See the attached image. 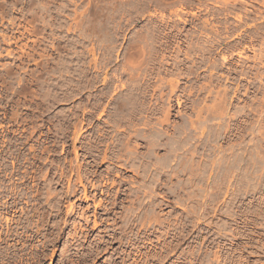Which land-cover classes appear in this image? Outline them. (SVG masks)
Masks as SVG:
<instances>
[{
	"label": "rangeland",
	"instance_id": "obj_1",
	"mask_svg": "<svg viewBox=\"0 0 264 264\" xmlns=\"http://www.w3.org/2000/svg\"><path fill=\"white\" fill-rule=\"evenodd\" d=\"M131 135L122 169L105 146ZM78 167L110 193L79 197ZM8 184L34 211L15 264H132L137 247L133 264H264V0H0Z\"/></svg>",
	"mask_w": 264,
	"mask_h": 264
},
{
	"label": "bare ground",
	"instance_id": "obj_2",
	"mask_svg": "<svg viewBox=\"0 0 264 264\" xmlns=\"http://www.w3.org/2000/svg\"><path fill=\"white\" fill-rule=\"evenodd\" d=\"M186 58V57H185ZM177 63V62H176ZM160 79V78H159ZM162 79V78H161ZM174 80V79H173ZM169 81V80H168ZM172 81V80H171ZM158 85V84H157ZM146 86V85H145ZM169 86V88H170V90L171 91H173L174 89H175V87L176 86H173V84H169L168 85ZM149 88V87H148ZM174 88V89H173ZM114 89V88H113ZM146 89V88H145ZM157 90V89H156ZM155 90V91H156ZM119 91V90H118ZM114 92H115V90H114ZM117 92V91H116ZM143 92V91H142ZM158 92V91H157ZM154 93H156V92H154ZM173 93V92H172ZM114 94V93H113ZM171 94V93H170ZM115 95V94H114ZM161 96V95H160ZM109 97H110V95H109ZM162 97V96H161ZM160 97V98H161ZM115 99V98H114ZM112 101H113V99H112ZM112 103V104H111ZM142 103V102H141ZM159 103H160V101H159ZM158 103V104H159ZM112 105L113 106V110H114V112H113V116H117V117H120L121 115H123V113H126V115L127 116H129V115H131L130 114V112H131V108H130V106H132L133 107V103H131V99L128 97L127 99H125V101L123 100V101H116V102H110L109 103V105ZM169 104V103H168ZM142 105H143V103H142ZM157 105V104H156ZM163 105V104H162ZM159 106V105H158ZM166 106V105H165ZM153 107H155V106H153ZM157 107V106H156ZM155 107V108H156ZM162 107V106H161ZM148 108H150V107H148ZM162 108H164V107H162ZM168 108H169V106H168ZM154 109V108H153ZM148 110L149 109H146L145 111H144V114L146 115V116H150V115H154V112L153 113H148ZM104 109H103V111L101 112V114H104ZM141 112V111H140ZM139 112V113H140ZM138 113V114H139ZM155 113H160V109L157 107L156 109H155ZM100 114V115H101ZM143 114V113H142ZM167 114L168 113H166V111L164 112V114H161V116H162V120L159 122V125H162L163 123H165V122H167ZM99 115V117H101ZM146 116H143V117H145V118H147ZM132 119V118H131ZM144 119V118H143ZM121 120H123V118H121ZM119 121V120H118ZM133 121V120H132ZM140 121V120H139ZM109 122V121H108ZM126 122L128 123V124H131V120H126L125 121V123L124 124H126ZM133 123V122H132ZM148 123V122H147ZM141 125H143L144 127L143 128H145V127H148V124H146V122H141ZM113 128V127H112ZM115 128V127H114ZM120 128V127H119ZM129 128V127H128ZM134 132H135V130H134ZM131 134V133H130ZM133 135V134H132ZM132 135L131 136H128L127 138H125V140H124V142L122 143V146H120L119 148H117L116 146H113V145H111L110 147H108V146H105V149H117L116 150V153L118 154V156L114 159V161L117 163V161H118V159L119 158H122V157H124L125 159H124V164H121L119 167H123V168H129V166H128V162L129 163H132V160H134L136 157H133V155L135 154L134 153V151L133 150H130V149H128V146H129V143H130V137H132ZM154 141V140H153ZM125 149V152H124V154H120V152H122L123 150ZM115 151V150H114ZM138 158V157H137ZM102 161H113V159H108L107 157H105V155L102 157ZM141 164H142V162H141ZM154 167H155V165H153ZM131 167V166H130ZM122 168V169H123ZM74 170V169H73ZM136 173H137V171H136ZM145 173V172H144ZM74 175H76V177H77V185H78V188L80 187L81 188V191H80V196L79 197H83V198H87L88 196L90 197L91 196V192H94V191H98V192H100V194H102V195H106V194H109L110 193V189H109V191H108V188L106 187L105 188V191H103V189H101V187L99 188V186H96L95 185V183H92V181H88V178H86L87 177V174L86 173H84V172H81V169L78 167L77 168V170L75 171V172H72V171H70V174H69V178H71L72 176H74ZM21 177V176H20ZM23 179H24V177L22 176L21 178H19V179H17V180H19V181H23ZM105 184V183H104ZM113 182L111 181L110 182V184H109V187L110 188H112V186H113ZM2 185V184H1ZM10 184H8V186H5L6 187V190L4 191L5 193L4 194H2V197H0V246L1 245H5V247L4 248H2L1 250V252H0V259L2 260L1 262H0V264H3L4 262H3V260H7L5 263H7V264H15V263H13L12 262V260H13V256L15 257V258H17V259H19L20 260V257H17V255H18V253L20 252V251H22V249H16L14 246H12L14 243H12V244H9L10 242H13V241H17L16 243L18 244L19 242H21L22 240H23V238H27V240L28 239H32L33 238V236L32 235H27V232H26V230H25V226L23 227V226H20V225H22V224H24V223H21V219H23V220H28V218L29 217H31V214L30 213H33V215H34V211L33 210H31V211H29V212H27V211H25L24 210V208H19L18 207V204H19V202L21 203V201L23 200V199H26V198H24L23 197V195L21 196V194H19V192L17 193V191L15 190L14 191V189L13 188H11V187H13V186H9ZM77 185H75V184H73V185H71V183H69L68 182V187H67V191H66V195L67 196H71V197H75V196H77V194H78V188H77ZM3 187H4V185H3ZM122 188V187H121ZM121 188H119V189H116L115 190V193H114V195H117V193L120 195L121 194ZM3 192V191H2ZM1 196V195H0ZM21 196V197H20ZM23 197V198H22ZM93 197V196H92ZM118 198H119V196L115 199V200H113V202L114 203H117V201H118ZM11 201V202H10ZM27 201H25V203H26ZM121 202V201H120ZM119 202V203H120ZM118 203V204H119ZM27 204V203H26ZM25 204V205H26ZM114 205L113 204H111L110 205V208H112ZM27 210V209H26ZM27 212V213H26ZM19 214V215H18ZM22 216H21V215ZM30 214V215H29ZM23 216H26V218L24 219L23 218ZM85 219H87V218H85ZM93 224H95L94 223V221H93ZM159 225L160 224H154V223H151V224H149L148 226H142L143 228L142 229H144V228H151V229H153V230H155L156 228H160L159 227ZM33 229V228H32ZM19 230V231H18ZM36 229H34V231H35ZM21 231V232H20ZM32 232V231H31ZM29 233V232H28ZM34 234H36L35 232H34ZM141 233L139 232H137L136 234H133V236H135V238L134 239H130L128 242H127V247H134L137 243H142V244H144V240H143V238L142 237H140V236H142V235H140ZM81 236H83V233H81L80 234ZM77 237H76V241L78 240V234L76 235ZM35 237H36V235H35ZM147 240V239H146ZM75 241V242H76ZM79 241V240H78ZM25 242V241H24ZM74 242V243H75ZM15 243V244H16ZM73 243V244H74ZM20 246H21V243L19 244ZM23 245V244H22ZM23 248V247H22ZM138 248V247H137ZM137 248H135V258L137 259L140 255H141V253L139 252V250H137ZM24 251V250H23ZM32 260H34L35 259V257H32L31 258ZM135 259V260H136ZM135 260H133V263H134V261ZM19 263V262H18ZM132 263V264H133Z\"/></svg>",
	"mask_w": 264,
	"mask_h": 264
}]
</instances>
